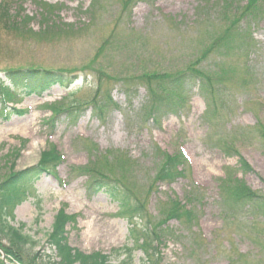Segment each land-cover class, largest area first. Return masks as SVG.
<instances>
[{
  "label": "rangeland",
  "instance_id": "374dc122",
  "mask_svg": "<svg viewBox=\"0 0 264 264\" xmlns=\"http://www.w3.org/2000/svg\"><path fill=\"white\" fill-rule=\"evenodd\" d=\"M5 4L15 28H0V90L15 91H0V185L53 148L63 158L15 210L12 225L36 242L23 264L60 260L47 241L62 210L73 249L133 248L144 224L124 197L161 235L157 264H264V0ZM30 69L65 83L14 74ZM180 154L182 176L161 181ZM92 172L118 195L93 187ZM2 252L0 264H15ZM145 256L136 250L134 264Z\"/></svg>",
  "mask_w": 264,
  "mask_h": 264
},
{
  "label": "trees",
  "instance_id": "16d2710c",
  "mask_svg": "<svg viewBox=\"0 0 264 264\" xmlns=\"http://www.w3.org/2000/svg\"><path fill=\"white\" fill-rule=\"evenodd\" d=\"M7 1L8 0H2L0 4V28L6 32L8 30L12 31L15 28L14 20L7 18L8 14H5V11H8L5 4ZM48 8H53V6L50 5ZM21 73L22 72H16L14 74L22 80L32 81V79H34L36 82H42L45 84V87H50L57 83H65V78L55 72L36 73L34 69H30L24 70L23 73ZM12 80H14V77H12ZM11 88L12 87H10V89ZM1 93L5 99L13 97L11 90L2 89ZM180 155L181 157L176 156L170 158L164 165L159 174V179L161 181H169L172 183L182 176L181 173H178V169L180 170V165L183 163L184 157L182 154ZM62 161V156L53 148L51 151L44 153L39 167L27 172L13 174L0 185V240H6L12 245L9 249L4 247L0 241V247L3 250L4 248L7 249V257H11L14 263L23 264L24 262L18 254L22 253L27 247L36 246V242L29 235L24 234L25 225L18 228L12 225L11 221L14 220L15 210L29 198L30 191L36 178L45 171L48 173H55ZM91 174L93 175V172ZM93 179L94 182L92 185L96 187V189L98 188V190L100 189V191L103 190L105 192L108 191V193L113 191L114 194L118 195L119 191H117L116 182H113L115 180H111L103 175H93ZM234 192L238 199L247 200L249 203L247 205H250L256 196L248 188H243L242 185L239 189H235ZM130 199L131 197H124V203L127 207L129 205L132 211L129 212L131 221L133 222V219L139 218L144 224L142 230H138L136 226H134L130 231V240L133 241V248L126 246L122 249L114 250L111 254L101 252L86 254L80 250L73 249L68 242L66 227L68 222L74 217L67 216L66 212L62 210L56 217L52 232L49 234L47 241L50 249L54 251L56 256L60 259L56 264H134V254L136 250H141L146 255L145 264H157L158 258L160 259V252L158 251V244L156 246L155 242L159 240L161 235L159 234L157 238H154L153 228L150 227V219L146 218L145 221V217H143L146 215L144 213L145 210L139 209L137 205L131 207L130 204H132L133 201Z\"/></svg>",
  "mask_w": 264,
  "mask_h": 264
},
{
  "label": "water",
  "instance_id": "95a60500",
  "mask_svg": "<svg viewBox=\"0 0 264 264\" xmlns=\"http://www.w3.org/2000/svg\"><path fill=\"white\" fill-rule=\"evenodd\" d=\"M1 251H2V250H1ZM2 254H3L4 258L6 259L5 253H4V252H2Z\"/></svg>",
  "mask_w": 264,
  "mask_h": 264
}]
</instances>
